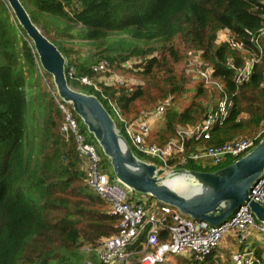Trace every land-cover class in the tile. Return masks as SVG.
Segmentation results:
<instances>
[{"label": "trees", "instance_id": "1", "mask_svg": "<svg viewBox=\"0 0 264 264\" xmlns=\"http://www.w3.org/2000/svg\"><path fill=\"white\" fill-rule=\"evenodd\" d=\"M19 1L33 24L64 57L67 84L95 96L121 134L123 123L109 105L115 106L127 123L141 116L135 114L140 104L152 109L147 114L164 105L148 137L150 144L163 146L176 138L179 128L202 122L205 112L224 97L232 106L227 117L213 126L206 146L223 145L260 129L264 121V0ZM224 30L243 50L218 40ZM176 40L179 45L174 44ZM259 48L262 57L249 81L236 86L235 70L243 67L248 52L258 53ZM193 57L202 63L201 70L205 64L212 68L211 79L219 89L186 74ZM133 58L142 61L136 64L134 60L130 66ZM101 61L108 64L105 76L121 71L144 85L118 88L98 84L99 92H95L81 84L83 77L97 82L104 76L93 72ZM179 65L184 68L177 73ZM45 77L53 86L31 41L6 1L0 0V264L95 263L93 256L85 257L81 249L115 234L119 219L109 214L108 204L87 184L73 136L61 133L64 115L54 98L46 95ZM190 82L195 84L192 102L182 108L179 99L188 92ZM206 95L203 107L196 99ZM28 96L35 101L31 112L36 107L39 116L29 118L31 112L27 116ZM242 113L246 120L239 118ZM74 117L80 133L94 146L93 137L79 117ZM263 138L264 133L256 145ZM107 162L109 168L101 163L102 169L113 181ZM228 164L225 160L211 167L186 161L177 166L214 172ZM141 243L143 238L136 248ZM263 249L258 247V257L264 256ZM213 255L201 262L195 257L175 256L174 264H213Z\"/></svg>", "mask_w": 264, "mask_h": 264}, {"label": "built area", "instance_id": "2", "mask_svg": "<svg viewBox=\"0 0 264 264\" xmlns=\"http://www.w3.org/2000/svg\"><path fill=\"white\" fill-rule=\"evenodd\" d=\"M221 32L224 33L222 42L228 41L236 50H243L241 44L230 38L229 31ZM261 57V48L258 53L248 52L243 67L235 70L233 81L236 86H242L249 81L254 65ZM201 66L202 63L193 57L186 67V74L194 81H203L205 85H214L219 89L220 85L211 79L212 68L205 64L206 68L201 70ZM93 72L108 74L107 62H99L93 67ZM80 81L95 92H99L98 84L101 82H105L107 86H129L123 77L116 74L104 75L97 82L88 77H83ZM52 95L64 115L61 133L65 136L70 134L73 136L75 151L81 160V169L87 184L108 204L109 214L119 219L115 234L101 239L96 245L81 249L85 257L93 256L95 259V263L88 260L87 264H164L170 256L195 257L201 262L219 248L222 240L227 236L233 237L238 245V249L230 257V264H264V257L257 256L252 242L253 236H262L264 244V223L255 219L247 203L239 206L222 224L211 226L204 221L185 216L148 195L146 197L140 195L141 198L132 200L131 196L136 193L118 181H112L108 173L102 169V159L95 147L90 145L80 133L71 107L58 98L56 93ZM231 106V101L226 97L221 98L215 103V108L205 112L202 122L192 127L179 128L176 138L163 146L150 144L148 137L153 125L162 116L164 105L158 106L149 114L141 115L131 123L123 121L115 106L113 108L123 123L122 135L130 149L144 158L145 162L154 164L157 169L166 173L178 169V166L186 161L201 162L202 165L211 167L221 165L227 158L236 161L256 146L257 140L264 131L253 138L234 139L223 145L206 146L205 143L210 139L213 126L227 117ZM169 162H172V165H169ZM249 198L264 206V171L250 188ZM163 233H165L164 238ZM141 238L143 243L140 248H136Z\"/></svg>", "mask_w": 264, "mask_h": 264}, {"label": "water", "instance_id": "3", "mask_svg": "<svg viewBox=\"0 0 264 264\" xmlns=\"http://www.w3.org/2000/svg\"><path fill=\"white\" fill-rule=\"evenodd\" d=\"M37 54L41 69L51 76L56 95L79 117L101 153L107 158L115 180L139 195H148L194 220L211 226L226 221L243 203L255 219L264 223V206L249 198V190L264 171V138L245 156L214 172L183 168L164 175L140 159L117 129L114 120L93 95L72 89L65 77V59L56 46L33 24L19 0H5ZM185 176L199 185V192L183 197L163 184L162 179ZM161 180H160V179Z\"/></svg>", "mask_w": 264, "mask_h": 264}, {"label": "rangeland", "instance_id": "4", "mask_svg": "<svg viewBox=\"0 0 264 264\" xmlns=\"http://www.w3.org/2000/svg\"><path fill=\"white\" fill-rule=\"evenodd\" d=\"M39 19V21H40V23L42 24V20L40 19V18H38ZM36 20V19H35ZM38 20H36V22H37ZM38 23V22H37ZM224 33L223 32H220V35H219V38H218V40L219 41H223L224 40ZM174 44L175 45H179L180 44V42H179V40H176L175 42H174ZM69 44H67V46H68ZM151 47H153V45L151 46ZM76 49H78L79 47H75ZM81 48H83V49H85V46H81ZM154 48V47H153ZM155 50V49H154ZM181 50H183V48H181ZM118 53H120L119 51H117ZM158 54V52H156V50H155V52L153 53V56H156ZM134 60H135V62H136V64H139V63H141V59H137V58H133V60L132 61H130L129 62V64H130V66H132V65H134V64H132V63H135L134 62ZM184 68V66L183 65H179V66H177L176 67V69H177V73H179L180 71H182V69ZM116 71V70H115ZM116 75H118V76H121V77H123L124 78V80L126 81V83H128L127 85H129L128 86V88H130L132 85H134V86H138V85H140V86H143L144 85V82L143 81H140L138 78H136L135 76H133L132 74L130 75V74H127V73H123V72H121V71H116ZM49 78L47 77H45L44 78V86H45V92H46V95H48L49 97H53V90H55V87H54V85L52 86L51 84H50V82H49ZM51 82H52V78H51ZM99 82V81H98ZM101 82V81H100ZM53 83V82H52ZM99 84H103V85H105V86H107L106 85V83L105 82H101V83H99ZM111 84V83H110ZM194 83H192V82H190L189 84H188V86H187V89H188V92L186 93V94H184L180 99H179V104L182 106V108H185V107H187L191 102H192V96H193V90H194ZM209 86H213V85H209ZM118 88H121V87H118ZM55 93H56V91H55ZM207 98H208V95H206V97L204 98V99H196V102H198V103H200V104H202V106L203 107H205V102H206V100H207ZM35 103V101H34V98L33 97H31V96H28V110L27 111H29V113H28V117H29V115H30V112H31V106L33 105ZM110 106V108H111V110H112V112L114 113V108H113V106H111V105H109ZM152 111V109L151 108H149V107H147V106H145V105H143V104H140V105H138V107L136 108V113L135 114H137V116L140 114V115H145V114H147L148 113V111ZM39 111H38V109L36 108V107H34L33 108V112H31V117H29V118H34L35 116H39L40 114L38 113ZM240 119H242V120H246V118H247V115L245 114V113H242L241 115H240V117H239ZM261 125V127H260V129L258 130V131H256V132H253V133H251V134H247V135H242V136H239V137H237V139H247V138H253L254 136H257L258 134H260L261 133V131H264V121L260 124ZM256 133V134H255ZM86 138V137H85ZM236 139V138H235ZM95 146V149L97 150V152H98V154H99V156L101 157V161H102V164H105V166L107 167V168H109L108 166H107V164H108V162H107V158L106 157H104V155L101 153V151H100V149H99V147L97 146V144H95L94 145ZM252 150V149H251ZM136 155H137V153H135ZM138 156V155H137ZM139 158H141V159H144V158H142L141 156H138ZM233 159H230V158H227L226 159V161L227 162H230V164H232L231 163V161H232ZM107 162V163H106ZM229 165V164H228ZM227 166V165H226ZM225 166V167H226ZM208 169H211V168H208ZM169 172H166V173H164V175H166V174H168ZM160 179V178H159ZM161 180V179H160ZM164 180H167V179H162V181L161 182H163ZM181 181H174V182H169L168 184L172 187V188H174L175 189V191H177V192H183V188H185L186 186H187V184L186 185H184L183 184V186H181V183H180ZM175 185H178V186H180V187H178V186H176V187H174ZM188 188H190L189 189V192H190V190L192 189V188H200V186L199 185H196L195 184V182L193 181V182H191V185H190V187H188ZM136 195H139V194H136ZM140 196V195H139ZM142 196H144V197H146V195H142ZM262 239H263V237L262 236H259V240L260 241H262ZM218 249L219 248H217L215 251H213V253L214 254H218L217 252H224L225 253V251H222V250H219L218 251ZM83 254H84V252H83ZM85 255V254H84ZM86 256V255H85ZM176 257L175 256H171L170 257V260H169V262H167V263H165V264H174L175 263V261H176V259H175ZM212 260H213V257H212ZM228 257L227 256H225L222 260H220V259H217L216 261H215V264H228ZM219 262V263H218Z\"/></svg>", "mask_w": 264, "mask_h": 264}, {"label": "crops", "instance_id": "5", "mask_svg": "<svg viewBox=\"0 0 264 264\" xmlns=\"http://www.w3.org/2000/svg\"><path fill=\"white\" fill-rule=\"evenodd\" d=\"M138 198H141V196L135 195V194L131 196V199L137 200ZM252 239H253V241H252L253 242V246L255 247L256 251H257L258 247L260 249H261V247H264V244L262 243V241L259 240V237L258 236H253ZM237 249H238V245L236 243V240L233 237H231V236L225 237L222 240V242L220 244V247L218 249V251L219 250H222V251H225V253L224 252H221V253L220 252H217L218 253L217 255L213 253L214 254L213 255V260H212L213 261V264H215V261L217 259L222 260L225 256L228 257V260H229L228 261V264H230V257L232 255V253H234Z\"/></svg>", "mask_w": 264, "mask_h": 264}, {"label": "bare ground", "instance_id": "6", "mask_svg": "<svg viewBox=\"0 0 264 264\" xmlns=\"http://www.w3.org/2000/svg\"><path fill=\"white\" fill-rule=\"evenodd\" d=\"M174 181H181V182H180V183H181V186H183V184H184V185L187 184V186H186L185 188H183V192H180V193H179V192L175 191V189L172 188V187L168 184L169 182H174ZM163 184H164L165 186H167L169 189H171L172 191L176 192L177 194H179V195H181V196H183V197H188V196H190V195H193V194H196V193L199 192L197 189L190 190V192H189V189H190V188H188V187H190V185H191V180H190L189 178L185 177V176H177V177L172 178V179L164 180V181H163ZM176 186H178V185H175L174 187H176ZM178 187H180V186H178Z\"/></svg>", "mask_w": 264, "mask_h": 264}]
</instances>
